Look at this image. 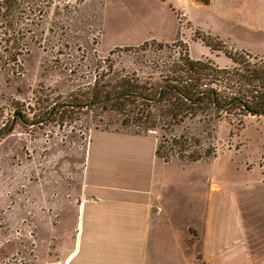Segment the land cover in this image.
Returning a JSON list of instances; mask_svg holds the SVG:
<instances>
[{"label": "rangeland", "instance_id": "obj_1", "mask_svg": "<svg viewBox=\"0 0 264 264\" xmlns=\"http://www.w3.org/2000/svg\"><path fill=\"white\" fill-rule=\"evenodd\" d=\"M221 1H216L211 10L185 6L184 15L181 11L176 13L183 46L177 51L187 48L191 58H207L219 67L230 65L225 51H264L261 32L253 33L247 28L249 23L241 24L238 19L243 21L248 13L235 14L234 5L222 9ZM50 3L45 29L55 32L46 34L48 43L44 51L31 46L19 58L13 72L0 69V135L5 133L0 137V264H28L36 251L33 225L39 213V183L51 182L57 168L67 169L69 164L79 162L77 153L85 148L91 133L115 129L106 127L95 109L56 111L44 118L46 114L55 105L70 101L78 90L82 94L93 77L105 80L103 76L110 66L114 73L139 74L138 56L109 54L114 48L128 47L126 44L139 42L153 33L168 38L167 41L172 38L173 18L164 7L147 0ZM155 14L162 20L157 26L150 23ZM197 29L221 38L225 48L209 40L213 48L221 50L211 52L196 40L200 37L194 32ZM60 42L68 49L57 50ZM156 50L152 46L144 55H158ZM59 52L67 56H60ZM256 56L264 59V53ZM229 117L224 115L215 126V159L186 165L189 167L183 170L184 166L173 159L167 171L173 183L183 184L181 197L183 204L189 206L186 217H192L191 224L205 228L207 215L203 203L206 206L210 202L209 193H216L225 207L223 212L229 210L230 217L236 219L234 246L252 248L250 259L237 252V263L260 264L264 259V117ZM13 118V127L7 132ZM192 200L195 202L191 204ZM218 216L216 212L215 217ZM193 241L191 238L189 244Z\"/></svg>", "mask_w": 264, "mask_h": 264}, {"label": "crops", "instance_id": "obj_2", "mask_svg": "<svg viewBox=\"0 0 264 264\" xmlns=\"http://www.w3.org/2000/svg\"><path fill=\"white\" fill-rule=\"evenodd\" d=\"M147 1L164 7L173 18L172 38L148 34L128 47L150 41L172 44L178 11L184 15L185 6L211 10L218 0ZM221 2L222 9L234 5L235 14L248 13L243 21L238 18L240 23H249L250 31L264 36V0ZM161 22L156 14L150 18L154 26ZM155 149L151 135L91 133L77 153L79 162L57 168L51 182L39 183V213L33 225L36 251L28 264H241L237 252L252 258V248L234 246L236 219L229 210L223 212L216 193H209L210 202L203 203L205 228L191 224L192 217H186L189 206L181 197L183 184L173 183L168 175L167 167L173 163L157 159ZM191 238L194 243L189 244Z\"/></svg>", "mask_w": 264, "mask_h": 264}, {"label": "trees", "instance_id": "obj_3", "mask_svg": "<svg viewBox=\"0 0 264 264\" xmlns=\"http://www.w3.org/2000/svg\"><path fill=\"white\" fill-rule=\"evenodd\" d=\"M50 2L0 0V69L13 72L31 46L44 51L46 34L55 32L45 29ZM194 32L200 36L196 40L211 52L221 50L213 48L209 40L225 48L217 37L200 30ZM57 46L61 52L68 49L61 42ZM152 46L158 55H144ZM181 47L177 31L169 45L150 41L136 47L114 48L109 54L138 56L139 74L114 73L110 66L103 76L105 80L93 77L82 94L78 90L70 101L55 105L44 118L56 111L95 109L106 127L115 128L108 132L153 135L155 156L165 164L173 159L183 166L215 159V126L224 115L228 118L232 114L235 119L264 117V59L234 49L223 53L230 65L219 67L207 58H191L187 48L177 51ZM164 50L166 55L161 54ZM231 120L229 117L228 123Z\"/></svg>", "mask_w": 264, "mask_h": 264}, {"label": "water", "instance_id": "obj_4", "mask_svg": "<svg viewBox=\"0 0 264 264\" xmlns=\"http://www.w3.org/2000/svg\"><path fill=\"white\" fill-rule=\"evenodd\" d=\"M13 122H14V118H13V121L9 127V129L7 130V132L11 131L12 127H13ZM5 133L1 134L0 137H2Z\"/></svg>", "mask_w": 264, "mask_h": 264}]
</instances>
